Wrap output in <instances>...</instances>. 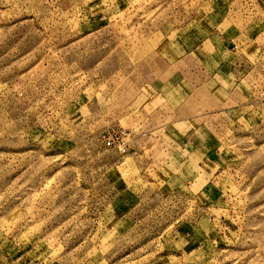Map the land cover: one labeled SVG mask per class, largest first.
<instances>
[{
    "label": "rangeland",
    "instance_id": "obj_1",
    "mask_svg": "<svg viewBox=\"0 0 264 264\" xmlns=\"http://www.w3.org/2000/svg\"><path fill=\"white\" fill-rule=\"evenodd\" d=\"M0 264H264V0H0Z\"/></svg>",
    "mask_w": 264,
    "mask_h": 264
},
{
    "label": "built area",
    "instance_id": "obj_2",
    "mask_svg": "<svg viewBox=\"0 0 264 264\" xmlns=\"http://www.w3.org/2000/svg\"><path fill=\"white\" fill-rule=\"evenodd\" d=\"M122 135H123V136H122L123 139H127L128 136H129V134H127V133H125V132L122 133ZM123 146H124V145H123ZM120 150H121L122 152H125V151H126V148H123V147H122V148H120Z\"/></svg>",
    "mask_w": 264,
    "mask_h": 264
}]
</instances>
